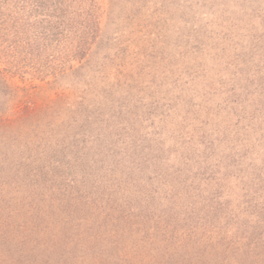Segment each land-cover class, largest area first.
<instances>
[{"label": "rangeland", "instance_id": "obj_1", "mask_svg": "<svg viewBox=\"0 0 264 264\" xmlns=\"http://www.w3.org/2000/svg\"><path fill=\"white\" fill-rule=\"evenodd\" d=\"M59 2L0 0V116L10 120L23 105L58 99L54 110L40 117L56 122L60 145L69 141L72 146L73 165L129 167L123 169L129 172L125 181L149 197L161 198L164 187L175 188V203L188 211L199 209L200 225L191 236L202 245L212 236L232 240L226 250L220 243L215 247L223 257L214 258L215 264H263L264 0ZM55 4L69 6L73 25L74 37L60 44L38 38L44 19L55 15ZM83 34L88 46L77 60L72 46ZM20 51L21 65L1 62ZM59 67L57 76H41ZM92 117L95 127L84 122ZM124 120L144 127L145 133L126 138ZM158 127L163 132L159 145L150 131ZM16 134L33 140L30 132ZM16 144L13 150L2 147L3 163L14 154L18 158L12 165L24 162L18 149L26 154L28 145ZM122 151L127 154L123 158ZM196 165L223 166L202 170L205 180L197 188L182 183ZM166 202L155 218L165 241L155 249L166 255L185 252L190 243L178 247L182 250L170 248L183 227L167 220ZM260 234L263 242L254 246ZM245 244L254 248L245 251Z\"/></svg>", "mask_w": 264, "mask_h": 264}, {"label": "trees", "instance_id": "obj_2", "mask_svg": "<svg viewBox=\"0 0 264 264\" xmlns=\"http://www.w3.org/2000/svg\"><path fill=\"white\" fill-rule=\"evenodd\" d=\"M66 1L68 0H60L59 4L63 5ZM62 5L52 6L56 11L55 15H47L44 19L47 24L38 36L41 41L53 39L60 44L64 39L74 37L70 36L73 33L71 29L73 25L69 22L71 10L69 6ZM83 36L84 34L76 39L79 41L81 38L77 45L76 41L72 46H75L73 58L77 60L82 58L88 46L86 41L82 42L85 38ZM42 47L44 49L45 45ZM20 56L22 52L14 54L13 59L8 55V59L4 58L1 62L10 64L16 61V64L21 65L25 60ZM63 56L62 52L58 57ZM66 58H69L68 55ZM62 64L63 61L59 66ZM56 70L55 68L53 72H44L41 76L43 78L57 76L61 68L58 69L59 72ZM11 72L16 73V69L13 71L12 68ZM56 100L58 99L51 98L46 104L42 102L39 105L34 103L32 106L23 105L17 116L10 120L0 116V151L2 147H10L13 150L14 143L28 145L26 154L18 149L19 157L25 156L24 162L18 165H12L13 160L18 158L15 154L9 161H5L6 163H3V157H0V244L3 245H0L2 246L0 264H3V260L6 262L4 264H18L19 261L36 264L34 261L36 258L42 260L37 264H203L204 260H210L211 264H215L214 258L219 260L223 258L216 254L215 247L220 243L222 251L226 250L225 243H228L230 237L227 240L224 236L223 239H214L212 236L207 245H202L198 237L191 236L200 225L196 220L201 215L198 208L195 211H188V207L185 209L173 201L175 188L164 187L161 198L149 197L145 195V191L138 190L133 183L125 181L129 173L127 171L132 170L131 168L127 170L129 167L86 165L83 162L81 165H73L69 160L70 156L72 157L69 147L72 146L69 141L63 146L60 145L56 122L53 123L50 119L43 120L44 116L40 117L45 111L50 110L51 113L54 110ZM37 110L39 114H36ZM119 113L122 111L117 115ZM84 122L92 127L96 125L94 117L92 120L85 119ZM132 122L125 121L126 129L122 130L123 135L129 139L131 136L145 133L144 127L132 126L130 125ZM102 126L100 123L99 127ZM101 128L98 129L99 135H102ZM161 130L160 127L158 130H150L152 135L154 132L158 138L157 145L163 138ZM29 132L33 140H28L29 137L26 135L18 137L19 134H16L28 136ZM126 155L122 151L120 157ZM76 156L74 154V158ZM58 158L65 160L61 161ZM156 163L158 162L154 164ZM203 166L196 165L193 173L190 169L187 170L182 183L189 182V185L198 188L200 182L205 180L202 178V170L206 169L207 172L211 170L210 168H221L223 165ZM123 169L127 171L124 172ZM160 180L158 178V182ZM164 200L170 201L166 202L171 213H168L167 220L172 218L175 224L179 222L183 227H177L183 231L170 243V248L182 250L185 248L178 247L190 243L185 252L176 250L175 254L166 255V251L158 252L155 249L160 247L159 243L165 241L164 235L156 230L159 222L155 220ZM194 202L195 200L189 203L190 206ZM181 210L183 212H180ZM171 232L174 233V230ZM261 235L254 241V246L263 242ZM238 243L244 245L239 241ZM162 247L167 248L166 245ZM245 248V251H250L254 247H246L245 244ZM67 249L70 252L67 253ZM48 251L52 252L51 257ZM243 254H245L243 251L239 253L241 256ZM204 255L206 257L203 258ZM65 256L69 263L63 260ZM88 258L92 260L91 263ZM218 264L226 263L222 261ZM237 264L245 263L237 261Z\"/></svg>", "mask_w": 264, "mask_h": 264}]
</instances>
